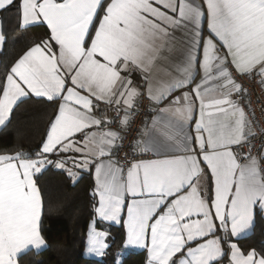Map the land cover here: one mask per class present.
Returning a JSON list of instances; mask_svg holds the SVG:
<instances>
[{"label":"snow or ice","instance_id":"6c2138e0","mask_svg":"<svg viewBox=\"0 0 264 264\" xmlns=\"http://www.w3.org/2000/svg\"><path fill=\"white\" fill-rule=\"evenodd\" d=\"M0 11H13L21 31L48 29L4 72L0 128L23 98L57 106L34 156L0 154V264L47 247L37 176L49 166L73 184L94 168L89 253L109 248L96 218L120 223L126 205L123 249L146 248L148 264H264L231 242L264 214V148L252 154L257 122L244 83L264 90V0H0ZM145 95L156 115L121 164Z\"/></svg>","mask_w":264,"mask_h":264},{"label":"trees","instance_id":"16d2710c","mask_svg":"<svg viewBox=\"0 0 264 264\" xmlns=\"http://www.w3.org/2000/svg\"><path fill=\"white\" fill-rule=\"evenodd\" d=\"M2 30L7 41L0 49V82L4 72L32 44L46 38V26L30 27L21 31L17 27L13 11L0 12ZM14 109L10 122L0 129V154L23 151L35 155L45 139L50 120L56 113V105L41 102L43 98L27 97ZM37 182L44 195L42 233L47 247L39 252L30 250L18 259V264H115L116 255L123 250L125 239L121 225H101L99 229L108 233L109 248L102 260L88 259L83 255L87 237V227L94 218L92 196L93 179L90 172L80 175L73 184L60 170L49 166ZM235 243L243 251L255 249L264 254V218L256 213L255 225L251 232ZM225 251H227L225 247ZM129 253V252H128ZM126 253L123 264H146L144 252ZM225 257L222 263L227 262Z\"/></svg>","mask_w":264,"mask_h":264},{"label":"built area","instance_id":"2783aa9c","mask_svg":"<svg viewBox=\"0 0 264 264\" xmlns=\"http://www.w3.org/2000/svg\"><path fill=\"white\" fill-rule=\"evenodd\" d=\"M245 85L248 87L250 93H251V108L255 111V120L257 122L256 127L254 128V131L257 132V136L253 138V148H252V154L256 155L258 150L264 148V136L259 135L261 129H264V90L261 89V87L254 83L252 80H244ZM259 100V103H258ZM154 105L153 103L147 98V96H143L141 99L137 100L136 106L134 110L132 111L131 116V127L130 131L128 133V139L124 141V144L126 145L125 148L121 149L117 155V159L120 161L121 164L124 163V156L127 152L128 159L132 160L133 156L131 155V149L127 147L132 141V138L137 135V131L141 129L144 125V122L146 118L153 113ZM109 116H115V112H109ZM118 124V120H117ZM117 124L111 125L112 128H116ZM247 151V148L244 149ZM136 159L141 158H149V157H135Z\"/></svg>","mask_w":264,"mask_h":264},{"label":"crops","instance_id":"0c3cea01","mask_svg":"<svg viewBox=\"0 0 264 264\" xmlns=\"http://www.w3.org/2000/svg\"><path fill=\"white\" fill-rule=\"evenodd\" d=\"M198 2H202V0H198ZM162 10H163V9H162ZM0 12H1V11H0ZM176 35L179 36L180 33L177 32ZM205 35H207L206 27H205ZM165 54H166V55H169V54H167V53H165ZM170 70H171V69H170ZM184 90H187V89H184ZM180 94H181L180 92H176V93H174V95H176V96H178V95H180ZM30 97H35V96L33 95V96H30ZM36 98H37V97H36ZM23 99H24V98H23ZM43 99H44V98H43ZM136 102H137V101H136ZM154 107H155V105H154ZM133 110H134V109H133ZM133 110H132V111H133ZM155 115H156V112L153 111V113H151V114L146 118L143 127H144L145 125H147L148 127H150L151 124H152V118H153ZM198 116H199V113H198V104H197V111H196V113H195V118H198ZM143 127H142V128H143ZM193 128H194V124H193ZM194 134H195V133L193 132V135H194ZM149 158H150V157H149ZM145 159H147V158H145ZM84 172H90L91 175H92V179H93V182H94L93 189H92V192H93V190H94V188H95L94 168H93L91 171H82L81 174L84 173ZM81 174H80V175H81ZM201 185H202V186H207V188H208L209 190H211V189L214 188V185L212 184V182H211L210 180H208V181H203V180H202V181H201ZM128 199H130V198H126V204H127V200H128ZM94 201H95V204L98 205V197H96V198L94 199ZM257 212H259L258 209L256 210V213H257ZM259 213H260V212H259ZM260 214H261V213H260ZM261 216L264 218V214H261ZM93 219H94V218H93ZM93 219H92V220L89 222V224H88V227H87V235H88V232H89L90 224L92 223ZM126 220H127V206L125 205L124 210H123V212L121 213L120 223L101 221V220H99V218H96V228H97V230H99V231H105V230H103V229H99V228L97 227V224H101V225H105V224H106V225H115V226L121 225L122 228H123V230H124V234H125V239H124V242H125V240H126V233H127V225H126V223H125ZM217 223H218V221H217ZM251 230H252V229L248 230V231L245 232V233H242L239 237H234V238H232V241H231V242L235 243V240L247 236V235L251 232ZM105 232H106V231H105ZM107 237H108V235H107ZM107 237H106V243H107ZM123 245H124V243H123ZM224 247H226V249L228 250V246H227V245H225ZM33 250H34V249H33ZM121 252H122V251H121ZM128 252H144V254H145V258H146V264H148L149 253H148V251H147L146 248L123 249L121 259H123L124 255H125L126 253H128ZM83 255H84L86 258H88V259H94V260H102V258L104 257V256H97V255L94 254V253H89V252H87V237H86V242H85V248H84ZM227 262H228V260H227ZM221 264H225V263H222V262H221Z\"/></svg>","mask_w":264,"mask_h":264},{"label":"rangeland","instance_id":"374dc122","mask_svg":"<svg viewBox=\"0 0 264 264\" xmlns=\"http://www.w3.org/2000/svg\"><path fill=\"white\" fill-rule=\"evenodd\" d=\"M2 48V46H0V49ZM1 129V128H0ZM44 249V248H43ZM42 250V249H41ZM41 250H39V251H41ZM34 251H36L37 252V250H34ZM38 251V252H39ZM225 264H228V262H225Z\"/></svg>","mask_w":264,"mask_h":264}]
</instances>
